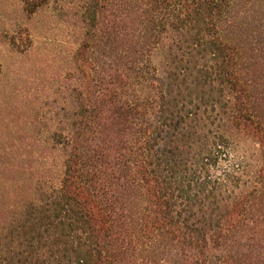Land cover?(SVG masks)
I'll return each mask as SVG.
<instances>
[{"label":"trees","instance_id":"16d2710c","mask_svg":"<svg viewBox=\"0 0 264 264\" xmlns=\"http://www.w3.org/2000/svg\"><path fill=\"white\" fill-rule=\"evenodd\" d=\"M76 7L64 171L0 264H264V0Z\"/></svg>","mask_w":264,"mask_h":264},{"label":"rangeland","instance_id":"374dc122","mask_svg":"<svg viewBox=\"0 0 264 264\" xmlns=\"http://www.w3.org/2000/svg\"><path fill=\"white\" fill-rule=\"evenodd\" d=\"M78 1L51 0L30 14L22 0H0V235L64 171L68 86L81 75L86 32Z\"/></svg>","mask_w":264,"mask_h":264}]
</instances>
